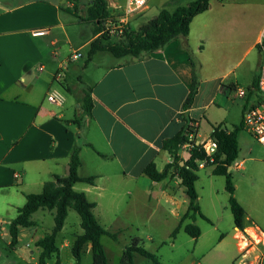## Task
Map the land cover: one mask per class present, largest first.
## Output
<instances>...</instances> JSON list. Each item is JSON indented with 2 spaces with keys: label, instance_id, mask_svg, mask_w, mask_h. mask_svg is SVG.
<instances>
[{
  "label": "crops",
  "instance_id": "obj_1",
  "mask_svg": "<svg viewBox=\"0 0 264 264\" xmlns=\"http://www.w3.org/2000/svg\"><path fill=\"white\" fill-rule=\"evenodd\" d=\"M151 1L148 0L145 13L151 9ZM255 1L251 5L233 4L230 13L223 12V8L212 12L210 2L209 9L192 20L186 43L200 63L197 94L205 85L220 90L225 75L217 74L218 64L211 71L208 62L235 52L244 34L246 11L263 15L248 51L260 45L264 35V0ZM165 4L163 1L154 6L152 18ZM177 6L180 5L175 3L172 9H166ZM68 8L66 0H0V223L5 228L0 233V259L4 257L1 245L9 249L2 264H38L41 250L37 242L54 228L55 210L38 209L32 215L33 226L19 229L14 247H9L7 227L19 215L27 195L41 194L54 176H67L65 169L74 144L80 148L78 176L92 177V183L76 181L72 190L93 205L91 213L99 226L126 238V246L143 248L141 240L128 231L155 199L168 202L178 221L187 209L188 198L182 202L173 192L168 193L164 188L166 179L152 185L143 173L150 163L160 172L171 162L161 142L180 130L183 117L196 120L199 129L194 115L195 98L188 110L183 109L191 84V65L183 41L173 40L140 61L108 63L102 57L95 63L106 52L94 54L83 68V73L88 72L84 73L87 83L83 84L90 89L91 115L85 114L78 123L66 118L65 99L55 86L57 83L62 88V83L68 88H62L66 93L75 92L67 74L75 60H69V55L61 56L62 48L57 47L63 37H68L72 24ZM35 30L45 33L34 36ZM96 37L93 33L83 45L88 46ZM90 64L94 68L88 71ZM61 69V77L57 78ZM82 94L83 91L78 94L77 101ZM49 95L59 97L60 106L50 102ZM182 192L184 195V188ZM241 231L257 236L256 227L244 224ZM83 233L80 217L69 208L56 239L59 254L46 264H62L63 253L74 260L70 251L72 237ZM104 239L112 244L114 241L107 235L100 237L110 264ZM258 251L257 244L252 246L241 264H263ZM86 255L90 256L89 245Z\"/></svg>",
  "mask_w": 264,
  "mask_h": 264
},
{
  "label": "rangeland",
  "instance_id": "obj_2",
  "mask_svg": "<svg viewBox=\"0 0 264 264\" xmlns=\"http://www.w3.org/2000/svg\"><path fill=\"white\" fill-rule=\"evenodd\" d=\"M163 1H166L165 8L172 9L175 3L186 5L194 0H152L151 9L146 13L144 9L131 21V30H136L144 22L150 20L155 10L154 6ZM89 2L90 0H79L75 8L74 3H68L66 0L68 9L76 12L77 16L71 12L68 13L72 20V24L68 27V37L66 39L63 37L57 45L62 48L61 56H70L74 52L80 54V57L73 61L67 71L68 82L75 88V92L71 90L68 94L57 83L55 84L65 99L66 118L77 120L78 123L85 119V113L82 112L81 105L78 107L80 102L77 101V96L81 91L88 89L83 84L87 83L83 68L88 64L89 45L83 44L93 35L92 25L80 20L85 18ZM115 2L123 6L125 0H107L109 7L116 4ZM255 2V0H222L221 2L212 0L211 11L218 12L223 8V12L230 13L233 4L251 5ZM262 20L263 15L246 11L243 23L244 34L239 39L235 52L227 58L209 59L208 64L211 66V71H214L213 67L218 64L217 74L225 76L219 91L205 85L204 90L195 97L194 115L199 122V129L195 126L193 130L196 133V139L202 141L210 136L212 126L221 125L227 131L239 129L237 133L238 155L235 161L242 162L243 166L240 169L231 167L228 172L235 189L234 197L245 211L244 224L256 227L258 233H264V147L245 130L242 120L243 109L248 110L255 106L261 98L251 91L254 77L258 74L260 50L255 46L250 51L248 48L253 46ZM200 45L203 46V43ZM102 57H106L105 60L108 63L118 62L109 53H104L95 59V63L103 59ZM93 68L94 64H90L88 71ZM238 89L245 91L244 97L237 95ZM83 95L84 93L80 98H83ZM73 127H76L75 124ZM180 153V159H187V148L182 147ZM213 170V167H201L197 171L198 180L195 183V190L198 206L201 213L208 219L207 222L197 217L194 222L201 230V237L198 241L183 231H180L174 240L170 239V234L176 227L178 219L172 211V206L161 198L158 201L156 199L152 201L150 207L129 229L128 233L138 237L143 248L159 256L164 264H241L244 257L249 255L252 246L259 241L258 236L253 237L248 232L234 227L228 205V193L225 190V179L223 176H214ZM166 180L164 186L166 191L173 192L178 200L185 202L187 197L185 193L183 195V187L179 179L172 175ZM151 184L155 183L151 182ZM237 232L244 234L245 238L242 234L240 237ZM104 244L108 250L109 263L120 264L123 249L127 245L126 238L117 237L113 244L110 240L104 239ZM257 246L260 255L262 247ZM1 250L4 257L9 253L5 245H1ZM4 257L0 259V264L5 260ZM73 262L69 254H62V264H73ZM82 264H91L89 255L84 256ZM135 264L151 263L138 255L135 258Z\"/></svg>",
  "mask_w": 264,
  "mask_h": 264
},
{
  "label": "trees",
  "instance_id": "obj_3",
  "mask_svg": "<svg viewBox=\"0 0 264 264\" xmlns=\"http://www.w3.org/2000/svg\"><path fill=\"white\" fill-rule=\"evenodd\" d=\"M79 0H72L77 6ZM212 0H194L186 5H180L173 10L162 8L158 13L139 26L136 30L129 31L125 38L115 42L105 36L96 37L89 44L87 62L91 61L94 54L98 52L109 53L117 60L128 62L140 61L146 59L152 52L163 49L173 40L183 41L182 46L189 57L191 65V84L188 96L183 104V109L188 110L194 101L198 92L200 82V63L193 56L186 38L189 34L192 20L206 12L209 9ZM221 1V0H218ZM68 12L77 16L76 12L67 9ZM112 9L108 6L107 0H90L85 18L81 22H87L92 25L94 35H98L102 28L103 21L109 17ZM260 50V45L255 46ZM129 58V59H125ZM257 76L254 77L251 91L259 96L257 92ZM64 90L68 88L60 84ZM81 109L87 115H91L92 100L90 89L83 91ZM261 99V98H260ZM245 111V108L243 109ZM196 120L189 117H183V125L180 130L172 137L163 139L161 142L162 150L166 151L171 162L164 166L162 171H158L154 163L148 164L143 173L151 182L160 183L166 178L175 175L185 189L188 198L187 209L181 215L178 226L173 230L170 239L174 240L178 232L182 229L192 239H197L201 235V230L194 224L197 217L208 222V219L201 213L198 206V197L195 190V183L198 180L197 171L199 164L205 162L203 167H213L214 176H223L225 179V190L228 193V205L233 217V224L239 230L244 229L245 211L234 197L235 189L231 181L228 169L236 160L238 155L237 133L238 128L233 131L223 129L221 125L212 126L210 138L217 143V150L213 155L212 162L205 156L201 146L196 145V133L192 129ZM193 127V128H192ZM189 135H192L194 141H189ZM188 143L187 159L179 157L181 148ZM80 148L74 144L69 156V174L65 177L54 176V179L45 184L43 192L36 195H27L25 205L19 210V215L7 227L10 237L9 247H14L17 242L18 231L20 228H29L33 226L32 215L38 209L55 210L54 228L37 242V247L41 252L38 258V264H46L54 256H58L59 251L56 246V239L59 235L68 209H73L81 220V227L84 231L82 235L73 236L71 245V255L75 264H81L85 248L90 246L91 264H107L104 250L100 244L102 235L109 236L112 240H117V233L103 230L91 213L92 204L88 203L84 196L72 190V184L76 181H86L92 183V177L80 178L78 169L80 167L79 158ZM182 162V164H180ZM188 221V222H186ZM186 222V223H185ZM140 255L151 264H164L160 257L144 248L136 245L125 246L122 252L123 264H135L134 256Z\"/></svg>",
  "mask_w": 264,
  "mask_h": 264
},
{
  "label": "built area",
  "instance_id": "obj_4",
  "mask_svg": "<svg viewBox=\"0 0 264 264\" xmlns=\"http://www.w3.org/2000/svg\"><path fill=\"white\" fill-rule=\"evenodd\" d=\"M67 1L68 3H73L72 0ZM147 2L148 0H125L123 6L114 4L111 5L110 8L112 9V13L103 21L102 28L98 33V36H105L115 42L123 40L125 35L131 31V21L146 8ZM44 33L45 32L42 30H35L32 32L34 36L43 35ZM260 55L261 58L257 76V92L261 99H259L255 106H252L250 109L244 111L242 124L245 130L248 131V133L256 140V142L264 147V35L260 42ZM79 57L80 54L78 52H74L69 56V60H76ZM56 77H61V70L58 71ZM237 95L239 97H244L245 91L238 89ZM48 100L57 106H60L61 104V99L56 95H49ZM195 126L196 124L193 125L194 128ZM194 128L192 130H194ZM192 137V135H189V141L191 142L194 141L192 140ZM195 144H199L201 146L205 156L209 158V161L212 162V157L217 150L216 141L211 139L209 136L205 137L202 141L197 140ZM183 148L189 149L190 146L188 143H186ZM204 164L205 162L200 163L199 168L203 167ZM242 166V162L236 161H234L231 165V167H234L235 169H240ZM3 231H5V228L0 223V233ZM256 234L259 238L257 245L262 247L260 262L264 263V233L256 232ZM243 237L245 238L244 235Z\"/></svg>",
  "mask_w": 264,
  "mask_h": 264
},
{
  "label": "water",
  "instance_id": "obj_5",
  "mask_svg": "<svg viewBox=\"0 0 264 264\" xmlns=\"http://www.w3.org/2000/svg\"><path fill=\"white\" fill-rule=\"evenodd\" d=\"M229 170H230V168L228 169V171H229ZM65 172H66V175L69 174V165L66 166Z\"/></svg>",
  "mask_w": 264,
  "mask_h": 264
}]
</instances>
